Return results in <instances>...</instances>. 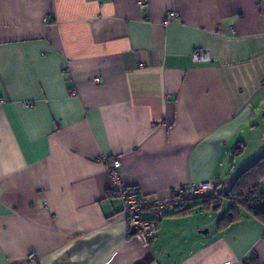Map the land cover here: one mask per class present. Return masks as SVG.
Returning a JSON list of instances; mask_svg holds the SVG:
<instances>
[{
	"label": "crops",
	"instance_id": "crops-1",
	"mask_svg": "<svg viewBox=\"0 0 264 264\" xmlns=\"http://www.w3.org/2000/svg\"><path fill=\"white\" fill-rule=\"evenodd\" d=\"M136 1L0 0V264H264V220L220 227L210 197L142 245L99 161L149 198L227 192L264 155L243 152L264 130V0ZM196 205L220 213L213 233Z\"/></svg>",
	"mask_w": 264,
	"mask_h": 264
},
{
	"label": "built area",
	"instance_id": "built-area-1",
	"mask_svg": "<svg viewBox=\"0 0 264 264\" xmlns=\"http://www.w3.org/2000/svg\"><path fill=\"white\" fill-rule=\"evenodd\" d=\"M136 6L143 13L146 8L144 0H137ZM178 18L177 12H171L166 18V22L174 21ZM45 21H49L46 18ZM192 59L197 62H211L212 58L205 51H195ZM142 66V64H140ZM99 161L104 165L111 181L110 195L120 202L119 219L128 226L134 228L135 237L144 246H148L154 239L160 228L158 219L166 210L184 209L186 203L198 198L211 197L215 193L218 183L213 180L192 182L187 186H177L173 189V194L167 199L149 198L144 195L136 186L125 185L121 177V163L118 156H102ZM152 213L154 217H144L143 213ZM28 262L37 264L39 258L35 252L28 253Z\"/></svg>",
	"mask_w": 264,
	"mask_h": 264
},
{
	"label": "trees",
	"instance_id": "trees-1",
	"mask_svg": "<svg viewBox=\"0 0 264 264\" xmlns=\"http://www.w3.org/2000/svg\"><path fill=\"white\" fill-rule=\"evenodd\" d=\"M261 180H264V155L242 170L231 184L230 189L223 192L224 195L220 194L224 196L225 201L217 200L219 193L203 201L214 204L215 209L220 208L223 202L228 203L227 211L218 222L220 227L236 222L240 209L264 220V191L260 189Z\"/></svg>",
	"mask_w": 264,
	"mask_h": 264
},
{
	"label": "rangeland",
	"instance_id": "rangeland-1",
	"mask_svg": "<svg viewBox=\"0 0 264 264\" xmlns=\"http://www.w3.org/2000/svg\"><path fill=\"white\" fill-rule=\"evenodd\" d=\"M260 118H261L260 116L257 117V119H256L257 123L256 124H259L258 128L264 129V123L261 124L259 122ZM259 131H262V132H259ZM254 132H255V134H254ZM244 136H245V138H248V140L251 141V143L248 146H246V149L243 151L244 155L249 154L253 148H256L257 146H260V145H264V130L258 129L256 131H253L249 135H244ZM217 189H218V187H216L215 192H214L215 195H216V193H219V194H217L218 195L217 200L223 201L224 200V198H223L224 194H223V192H219V190H217ZM260 189L262 191H264V182L261 183ZM220 194H223V195H220ZM194 208H195V210H194L195 213H197L201 217H204V219H206L210 223V226H211L210 232L213 233L215 230L216 223L220 217V213L214 212V211L207 213L206 211H204V209L202 208L201 205H196ZM225 208H226V206L223 208V210ZM214 221H215V223H214L215 226L213 224ZM211 224H213V225H211ZM176 242H179V241H176ZM176 242H174V243L177 245Z\"/></svg>",
	"mask_w": 264,
	"mask_h": 264
},
{
	"label": "water",
	"instance_id": "water-1",
	"mask_svg": "<svg viewBox=\"0 0 264 264\" xmlns=\"http://www.w3.org/2000/svg\"><path fill=\"white\" fill-rule=\"evenodd\" d=\"M204 232H207V230H205Z\"/></svg>",
	"mask_w": 264,
	"mask_h": 264
}]
</instances>
